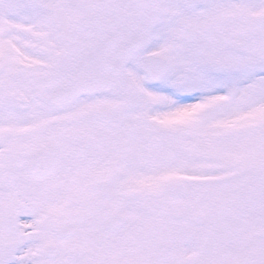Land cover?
Segmentation results:
<instances>
[{
	"label": "snow or ice",
	"instance_id": "6c2138e0",
	"mask_svg": "<svg viewBox=\"0 0 264 264\" xmlns=\"http://www.w3.org/2000/svg\"><path fill=\"white\" fill-rule=\"evenodd\" d=\"M0 264H264V0H0Z\"/></svg>",
	"mask_w": 264,
	"mask_h": 264
}]
</instances>
